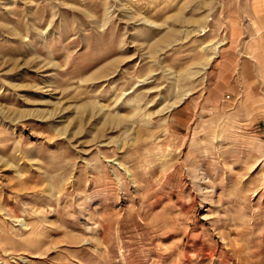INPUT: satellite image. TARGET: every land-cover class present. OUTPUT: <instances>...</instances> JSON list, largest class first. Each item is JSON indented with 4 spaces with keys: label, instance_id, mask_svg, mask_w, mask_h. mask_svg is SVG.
Instances as JSON below:
<instances>
[{
    "label": "rangeland",
    "instance_id": "1",
    "mask_svg": "<svg viewBox=\"0 0 264 264\" xmlns=\"http://www.w3.org/2000/svg\"><path fill=\"white\" fill-rule=\"evenodd\" d=\"M0 264H264V0H0Z\"/></svg>",
    "mask_w": 264,
    "mask_h": 264
}]
</instances>
